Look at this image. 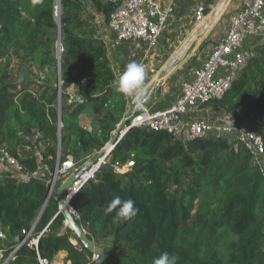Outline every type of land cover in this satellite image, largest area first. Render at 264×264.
Returning a JSON list of instances; mask_svg holds the SVG:
<instances>
[{"label": "trees", "instance_id": "trees-1", "mask_svg": "<svg viewBox=\"0 0 264 264\" xmlns=\"http://www.w3.org/2000/svg\"><path fill=\"white\" fill-rule=\"evenodd\" d=\"M90 1L109 24L119 0ZM57 2L0 0V60L21 53L28 68L48 76L46 83L34 76L22 85L10 80L8 62L0 69V144L28 173L40 163L54 172L59 147L61 160L72 157L84 167L110 142L129 110L128 97L115 90L106 43L85 14L84 2L61 0L59 21ZM59 43L60 107L58 89L49 79L60 65ZM71 88L82 101L69 104ZM213 103L228 112L242 107L247 116L259 118L255 130L264 142V44L255 47L224 98ZM92 112L95 118L86 129L80 118ZM108 161L70 204L88 236L110 251L104 264H152L165 251L179 256V264H264V168L241 145L213 137L176 142L141 126L128 131ZM128 161L135 163L132 171L115 170L116 163ZM48 191L39 179L0 181V227L15 239L31 229L39 235L49 226L39 239L42 257L54 261L66 252L71 264H88L93 255L73 244L72 230L61 232L65 218L56 217L55 195L43 210ZM117 196L135 201L139 212L133 220L114 222L115 211L105 212ZM15 246L0 244L4 260ZM9 264H39L35 248L24 245Z\"/></svg>", "mask_w": 264, "mask_h": 264}, {"label": "built area", "instance_id": "built-area-1", "mask_svg": "<svg viewBox=\"0 0 264 264\" xmlns=\"http://www.w3.org/2000/svg\"><path fill=\"white\" fill-rule=\"evenodd\" d=\"M166 1L168 3L166 7H163L158 0H119L118 8L110 17L109 28L112 41L109 44V49L114 52L124 43L142 42L147 46L145 57H148L168 30L176 0ZM208 9L199 5L195 10L194 20L202 23ZM263 44L264 0H242L241 5L229 20L226 33L218 39L207 58L195 70L192 80L183 86L180 95L166 109L151 110L144 108L132 117L125 130L147 126L151 130L165 132L171 136L173 141L182 143L210 137L229 139L250 151L254 162L264 168V142L262 136L256 132V128L252 127L250 123L233 118H203L191 115L196 108L205 107L214 101L222 100L254 55L252 46L254 49V47ZM60 47L58 45L57 50L63 53L62 48L59 50ZM58 96L60 107L62 86L58 89ZM74 96L75 94L71 96L69 104L76 100ZM58 128L61 132L63 128L61 123H59ZM58 153L57 165L53 172L55 181L48 186V196L43 210L55 195L59 181H64L70 175L84 169L65 196V200L69 202L85 185L96 181L103 166L109 162L107 158L92 165L77 167L72 157L61 160L60 147ZM42 159L43 157L40 155L39 161ZM134 166V161H128L126 164L118 162L114 168L120 173H128L132 171ZM0 169L6 172L5 178L13 179L18 183H29L39 177L38 170L34 173L26 172L18 159L12 156L1 144ZM72 213L77 220L78 217L73 210ZM65 225H67L66 221ZM48 232L49 226L39 235H34L33 229L28 232L23 231L22 235L27 241L25 240L20 244L16 243L5 260L4 251H0V264H9L24 245L35 248L39 264H54V261L42 257L38 252L39 239ZM7 239V235L0 227V241L3 242ZM98 259L99 257L95 256L92 263L94 264ZM67 264L71 263L68 262Z\"/></svg>", "mask_w": 264, "mask_h": 264}, {"label": "crops", "instance_id": "crops-1", "mask_svg": "<svg viewBox=\"0 0 264 264\" xmlns=\"http://www.w3.org/2000/svg\"><path fill=\"white\" fill-rule=\"evenodd\" d=\"M85 4V11L87 16H91L93 20V24H95L98 27L99 34L101 38L106 43L107 49H108V55L111 62V66L113 71L115 72L117 81L121 75V73L124 71L125 65L131 61H136L139 63L144 64L146 69V79L143 85V91L140 95V97H133V96H127L129 100V110L126 116L133 114L134 111V105L141 99L142 95L144 94L147 87L151 84L154 77L158 76L161 72H159V69L157 68L159 63L161 61V52L166 51L167 44L170 43L171 38L177 37L178 35H183L184 32L186 35H190L195 32V30H189V26L192 24L194 20V13L196 8L201 5V1L199 0H176V4L174 7V11L170 17L169 25H168V32L167 34L163 35V38L160 39L159 43L152 49L148 57L146 56L147 53V46L146 44L140 42V43H124L120 46V48L117 51L112 52L109 49V44L112 41V34L110 32L109 24L106 23L105 18L102 14H100L92 5L90 0H82ZM160 5L163 7H166L168 1L166 0H158ZM242 0H219L217 6L212 9L211 14H206L204 21L196 26L195 29H197V35L195 36V42L192 44V47L195 46L196 43H198V38H208L212 36V33L214 32V28L217 26V24L221 20H225V23H227L226 31L228 28V23L231 17L234 15L236 10L241 5ZM197 3V5H196ZM208 8V7H207ZM216 17L217 20H215L214 24H211L210 27V20L211 18ZM205 22V23H204ZM204 24V25H203ZM197 25V24H196ZM225 31V33H226ZM195 32V33H196ZM171 36V37H169ZM187 37V36H186ZM166 40V42H165ZM166 44V45H165ZM171 49V48H169ZM168 49V50H169ZM254 52L253 46L251 48ZM192 51V50H191ZM209 55V54H208ZM172 56H169L168 59L165 60V63H168ZM207 58V57H206ZM165 65V64H164ZM157 66V67H156ZM200 66V65H199ZM164 69V68H163ZM162 69V70H163ZM43 75V74H42ZM41 75V76H42ZM44 76V75H43ZM45 78V76H44ZM193 78V76H192ZM191 78V80H192ZM41 80L42 78H37ZM190 80V81H191ZM173 78L168 77L160 83L159 87L156 89V91L153 93L152 97L149 99V101L146 103V105L140 107V110L136 113L138 114L141 110L144 108H150L151 110H159V109H166L171 103L180 95L182 87L180 91L174 95H172V90L174 87L173 84ZM189 82V81H188ZM23 85V84H22ZM69 93L72 96L75 94V91L73 88L69 89ZM76 95V94H75ZM165 106V107H162ZM220 108H211L210 106L205 107H199L192 111L191 115L195 117H203V118H220L222 110H219ZM216 111V112H215ZM224 112V111H223ZM135 114V115H136ZM225 117V116H224ZM249 117V116H248ZM95 118V112L85 114L80 118V125L86 129H91L92 122ZM227 119H232V117H229L228 115L225 117ZM28 150V149H26ZM44 152V147H41L40 150L37 151L38 157ZM22 154V152H21ZM41 162V161H40ZM85 164V163H84ZM39 177L38 179L44 182L45 184H48V182L51 179L52 171L48 168L45 164H39L38 168ZM6 177V172L3 169H0V181H3ZM6 234V233H5ZM8 237V236H7ZM74 244V243H73ZM67 253L61 252L56 256L54 259V264H67Z\"/></svg>", "mask_w": 264, "mask_h": 264}, {"label": "rangeland", "instance_id": "rangeland-1", "mask_svg": "<svg viewBox=\"0 0 264 264\" xmlns=\"http://www.w3.org/2000/svg\"><path fill=\"white\" fill-rule=\"evenodd\" d=\"M199 1H201V3H202L201 6H204L205 8H207V7L209 8V13L208 14H211L212 9L215 8L217 6L218 2H219V0H199ZM196 5H197V3H196ZM200 24H199V22H196L195 20H193L192 24L189 26V30L191 31V30L194 29L195 32H196L197 29H195V28H196V26H198ZM226 26H227V23H225V20H221L217 24V26L214 28V32L212 33V36H210L208 38H205V39L197 37L198 38V43H196L195 46H193V47L190 46V49L188 50V53H187L186 57L166 77V78H168V77L173 78L172 82L174 84V87H173V90L171 92L172 95H174V94H176V93H178L180 91V89L182 87V84L185 85L188 81L191 80L195 70L199 67V65H201L204 62V60L206 59L208 54L213 49L215 43L225 33ZM167 32H168V30H167ZM195 32L193 31V33H191L190 35L189 34L186 35L185 32H184L183 35H180V36L178 35V38L177 37H175V39L171 38L170 43L167 44V46L165 48L166 51H162L161 52V61L162 62L159 63L158 67L156 66L159 69V72H160V70L162 71L163 68L168 66L170 61L174 57H176L177 54L180 53V51L183 49V47H185L186 45H188L190 43L192 37L195 36L196 33H197V32L196 33ZM165 34H167V33H165ZM169 37H171V36H169ZM165 42H166V40H165ZM169 48H171V49H169ZM57 55H58L59 58H61L62 53L60 54L58 52ZM169 56H172V58L170 59V61L168 63H165V60L168 59ZM7 62L9 63L10 80L13 81V82H16L18 84H23V82H25V83L26 82H32L34 76H38V77L43 78V75H44L45 76L44 79H46V77H48L46 74H43V75L39 74L37 72V70L34 69V68L33 69L28 68L23 62L21 53L12 54L11 55V59H9V61L0 60V69H4V67L7 64ZM49 79L53 83H55L58 80V69L56 71V77H54V78L53 77H49ZM154 79H155V77L153 78V80ZM165 79L163 81H165ZM38 82L42 83L39 79H38ZM34 87H35V85H34ZM35 89H38V88H35ZM208 106H210L211 108L215 107V109L216 108L218 109V107H216L214 105V103L210 104ZM162 107H165V106H162ZM219 110H222V111H220L221 115L218 116V117L225 118L228 115L229 117H232L233 119H236V120L247 121L254 128H257L258 126L261 125V122L259 121V118L255 117V116H251V115L248 117L245 114V112H244L242 107L237 108L234 112H228L227 110L221 109V108ZM25 151H27L26 153L30 152L29 149L25 150ZM98 153H100V152L95 153L93 155V157H95ZM57 186L58 187L61 186V181L58 182ZM58 187L56 188V190L58 189ZM175 190H176V187L172 186V191H175ZM67 228H69V227L67 225H65V227L61 230V232L65 233ZM71 238H72V242L75 243L74 245L78 246V243L75 240L74 233L71 235ZM107 246L108 247L111 246L110 242L107 244ZM94 258H95L94 255L92 257H90L88 264H93L92 262H93ZM109 264H113V263L110 262Z\"/></svg>", "mask_w": 264, "mask_h": 264}, {"label": "water", "instance_id": "water-1", "mask_svg": "<svg viewBox=\"0 0 264 264\" xmlns=\"http://www.w3.org/2000/svg\"><path fill=\"white\" fill-rule=\"evenodd\" d=\"M209 13V9L207 10L206 14ZM61 15V0H58V5L56 6V17L58 18V21L60 19ZM195 42V39L192 38L190 43L183 47V49L180 51L179 54L174 57L168 66H166L161 73L155 77V79L151 82V84L147 87L144 94L142 95L141 99L134 105V111L133 114L128 115L124 118V120L118 125L116 131L112 134V137L110 139V142L98 153L95 157H93L88 165H92L97 163L98 161L102 159H107L111 156L113 150L117 147L118 144L124 139L125 135L130 130L126 129L128 127L130 120L132 117L140 110V107L146 105V103L149 101V99L152 97L153 93L156 91V89L159 87L160 83L163 82V80L172 72V70L182 62V60L186 57L188 50L190 49V46ZM191 44V45H190ZM58 45L61 46V43ZM59 58V57H58ZM60 65L58 67V80L54 83V87L56 89H59L62 86L61 81V58H59ZM44 83H46V80L43 78L40 80ZM74 98L78 101H82L81 96H74ZM60 123L62 125L61 119ZM84 171L81 170L80 172L76 174L70 175L62 184L61 186L55 191L56 201L59 205V212L56 217H59L60 215H63L66 221L67 226L72 230L74 235L77 237L78 245H81L83 248H85L89 253H91L94 256H98L99 259L94 264H104L110 256V251L102 245L96 244L87 234V232L83 229V227L78 223L76 218L74 217L70 204L71 201L67 202L65 200V196L68 193L69 189L72 187V185L76 182L79 175ZM55 181V174H52L51 180L48 184V186ZM79 192H77L74 197L78 195ZM42 212L40 213L41 216ZM26 240L24 235H20L16 237L15 239L8 238L7 240L1 242L0 244L7 245L8 243H22ZM27 241V240H26Z\"/></svg>", "mask_w": 264, "mask_h": 264}, {"label": "clouds", "instance_id": "clouds-1", "mask_svg": "<svg viewBox=\"0 0 264 264\" xmlns=\"http://www.w3.org/2000/svg\"><path fill=\"white\" fill-rule=\"evenodd\" d=\"M33 4L42 3L43 0H32ZM146 79V69L144 64L131 61L125 65L124 71L119 79L115 81V90L125 96L140 97ZM115 211L114 222H128L133 220L139 208L136 207L133 199L122 200L119 196L115 197L105 209L106 213ZM180 257L175 254L163 252L155 258L152 264H179Z\"/></svg>", "mask_w": 264, "mask_h": 264}, {"label": "bare ground", "instance_id": "bare-ground-1", "mask_svg": "<svg viewBox=\"0 0 264 264\" xmlns=\"http://www.w3.org/2000/svg\"><path fill=\"white\" fill-rule=\"evenodd\" d=\"M57 5H58V2H57ZM212 20H210V24H209V26L208 27H210L211 26V24H214V22H215V20H217L216 19V17H213V18H211ZM196 35H197V33H196ZM195 35V36H196ZM195 36H193L192 38H195L196 39V37ZM61 49V47L59 48V50ZM59 52V51H58ZM60 53V52H59ZM61 54V53H60ZM75 244V243H74Z\"/></svg>", "mask_w": 264, "mask_h": 264}]
</instances>
